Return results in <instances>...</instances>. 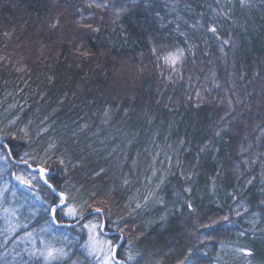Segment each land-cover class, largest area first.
I'll return each mask as SVG.
<instances>
[{
	"label": "trees",
	"instance_id": "16d2710c",
	"mask_svg": "<svg viewBox=\"0 0 264 264\" xmlns=\"http://www.w3.org/2000/svg\"><path fill=\"white\" fill-rule=\"evenodd\" d=\"M181 47L203 79L168 61ZM0 49V144L13 149L0 175L40 166L65 204L102 210L70 226L96 215L133 227L117 254L127 264H264V0H0ZM218 50L224 62L209 64ZM124 62L136 74L119 76ZM35 183L44 207L26 202L40 212L10 241L82 216L61 206L53 219L61 199ZM234 208L230 225L202 223ZM63 234L68 255L54 264H89Z\"/></svg>",
	"mask_w": 264,
	"mask_h": 264
},
{
	"label": "rangeland",
	"instance_id": "374dc122",
	"mask_svg": "<svg viewBox=\"0 0 264 264\" xmlns=\"http://www.w3.org/2000/svg\"><path fill=\"white\" fill-rule=\"evenodd\" d=\"M52 51H54V49ZM41 52L39 53L40 55H41ZM188 54L189 53H186V50H184L181 47L169 53L167 55V58L169 60L168 59L167 60L170 61V63H172L173 65H177V63L180 64L183 61L186 64L185 72L199 78L196 75V68L193 67L190 62H188L189 60V58L187 57ZM215 56L216 58H212L209 64L213 62H218L220 60H221V63L224 62L221 56V52L219 50L217 51ZM16 59H17V56L15 55L13 57V60H16ZM213 67H215V63L212 66H209L207 68L205 81L206 80L207 81L209 80L210 82L212 81V78L215 73V69ZM129 68H134L133 72L136 74L137 72L136 66L134 67L133 65L130 64V62L120 63L119 66H117V72H119L120 70L122 71L119 73V76L123 74V70H125V73H126V71H128ZM199 79H203V78H199ZM198 91H199L198 100H204L206 98H210V95H212V97L215 99V96L212 93H209L207 89H204L205 93L203 92V89H199ZM5 162L7 161L0 160V170L2 172L4 170V167H2V165ZM37 167L38 166H33L32 164H28V168L31 169L33 172H37V175L29 173L28 170H26L25 168L19 169L18 167H15V166L12 167V170H11L12 173L10 174L9 177H7V179H5L4 175L2 174L0 175V244L5 243L7 241H9L10 243L9 246L2 253H0L1 262H3L4 264L11 263V262L16 263L17 261L22 262L20 257H23V255H26V254H28L31 259L35 260V258H38V257L30 255V252L32 251L33 248L44 249L46 246H51L53 248H62L64 249V251H66V246H67L66 237H64L63 233H68V234L70 233L69 235L73 236V238H76L74 240H76L79 244H81L84 252L89 257V258L87 257L88 259H90L89 264H102V261L105 257V253L109 250V245L105 243L106 241L113 242L112 247L114 248V250H116V253L118 254V250L120 247L118 248L116 247L117 243L120 241V245H121L122 242L124 241L125 236L132 237L133 227H130V226L123 227V228L120 227L121 230H118V232L121 233V237L118 236V237L112 238L109 234L106 233V232L112 231L111 229L107 228L106 221H105L104 230L101 229L102 221L104 218L101 219V217H97L96 215H92L88 217V219L84 220L81 223V225H78L76 228L75 226H70L66 224V226H61L60 228L61 230H55L54 232L51 231L53 229L52 224L47 222V223H44L42 227L39 228L38 230L34 229V230L26 231L10 241V238L13 237V235L16 232H18L21 226L26 225V223L31 218L37 217V215L39 214L40 212L39 208H37L38 209L37 210L36 207H31L29 205L32 204V205H37V207L39 206L44 207V205H42L43 199H40L37 193V191H39V188L37 184L35 183V178L37 176L41 177V172L35 169ZM240 167L239 169H237V171L236 170L235 171L242 174L243 169H241ZM45 176L46 175L44 172L43 178H45ZM17 177H23L25 180H30L31 184H21L20 181L17 179ZM18 191L22 192L23 194L19 195ZM57 195L59 196L61 201L62 200L64 201V203L61 205L62 207H64V209L61 211L62 216H64L67 219L77 218L79 215L77 216L68 215L69 207H75L78 212H81V210L78 207H76V205H74V201L70 203L67 202L65 204V200L63 199V194L57 193ZM14 200H18V202ZM61 201L57 202L56 205L53 206L56 209L55 214L57 213V210L61 207V206L57 207V204L62 203ZM26 202L29 205H27ZM106 205H108V203H106L105 206ZM236 210L237 209L234 208L230 213L228 212L225 215L207 216V218H205L202 221V223L208 227L218 224L219 221L221 222V224L230 225L237 218L238 212ZM199 216H203V215H199ZM225 217H227V219H224ZM93 224L98 225V227L94 231H91L90 227H85V225L91 226ZM26 233H32L31 240L25 235ZM71 236H68V237H71ZM210 237H213V234ZM203 239H204V236L203 238H201V240ZM93 241L96 242V250L90 254V248L92 246ZM222 247L225 249L227 248L225 244H223ZM130 249L131 248H130V243H129L126 245V248H124V250L126 251L127 258L129 257V255H131ZM16 252H19V253H16ZM131 260L133 261V259ZM70 264H86V262L83 258L80 257V258H76ZM109 264H112L111 260ZM215 264H223V263L216 262Z\"/></svg>",
	"mask_w": 264,
	"mask_h": 264
},
{
	"label": "snow or ice",
	"instance_id": "6c2138e0",
	"mask_svg": "<svg viewBox=\"0 0 264 264\" xmlns=\"http://www.w3.org/2000/svg\"><path fill=\"white\" fill-rule=\"evenodd\" d=\"M241 2L243 3V0H241ZM97 7H107V5L105 4H97ZM212 33H216L217 29L215 26H213L212 28L209 29ZM225 44L228 43L227 40L224 41ZM217 136L220 135V132L218 131L216 133ZM13 155V149L7 145V144H0V160H4L7 161L9 159L12 158ZM28 156L27 153L24 154V156H21L19 158V162L20 163H24V164H28V160L26 159V157ZM30 167V166H29ZM46 171V169H40L41 172V178H43V173ZM17 179L20 181L21 184H31L30 180H25L23 177H17ZM45 184H48L47 179L44 180ZM49 188H52L53 186L51 184H48ZM54 190V189H53ZM63 203V200L61 201ZM137 207H139V205H137ZM187 207L191 210L194 211V209H192V205L188 204ZM97 212L101 211V209H96ZM51 212L53 214V219L55 218V212L56 209L53 207L51 209ZM82 212H78L77 209L75 207H69L68 209V215L70 216H77V215H82ZM224 219H227V217H225ZM14 227V226H13ZM85 227H90L91 231H94L98 225H85ZM30 240L32 239V233H26L25 234ZM91 239V237H90ZM34 243V241H33ZM105 243H107L109 245V250L105 253V257L102 261V264H109L110 260L112 261V264H119V261L115 260V250L112 247L113 242L112 241H106ZM96 250V242L93 241L92 246L90 248V254ZM27 251V249H26ZM241 251H245L244 249H241ZM192 249H189V254H191ZM30 255L32 256H36L40 259L43 260L44 264H54L55 261H58L59 259L66 257L68 255V253L66 251H64V249L62 248H53L51 246H46L44 249H36L33 248L32 251L30 252ZM129 260L133 259V257L131 255H129ZM188 257H185V260H187ZM21 264H27L26 261H22ZM180 264H184V261H181Z\"/></svg>",
	"mask_w": 264,
	"mask_h": 264
},
{
	"label": "water",
	"instance_id": "95a60500",
	"mask_svg": "<svg viewBox=\"0 0 264 264\" xmlns=\"http://www.w3.org/2000/svg\"><path fill=\"white\" fill-rule=\"evenodd\" d=\"M35 169H37V170H39L40 171V169H43L42 167H37V168H35ZM45 180V178H42V181H44ZM45 183V182H44ZM48 184H50L49 182H48ZM47 184V185H48ZM56 194L58 193V191L54 188V187H52L51 188ZM59 194V193H58ZM64 197V196H63ZM64 199V198H63ZM65 200V199H64ZM63 203H64V201H63ZM63 203H60V204H57V207H59V206H61ZM91 213H100L101 215H102V211H99V212H97L96 210H93V211H89V212H86L80 219H78L77 221H75V222H73V223H70V224H68V223H66V224H68V225H73V224H78L81 220H83L85 217H87V216H89ZM52 218H53V214H52ZM104 227H105V219H103V221H102V227H101V229L102 230H104ZM107 234H109V235H114V234H118L119 232H116V231H110V232H106ZM119 245H120V241L117 243V245H116V247L118 248L119 247ZM115 260H117V261H119V264H127V262L126 261H124V260H122V259H119L118 257H117V253H116V250H115Z\"/></svg>",
	"mask_w": 264,
	"mask_h": 264
}]
</instances>
